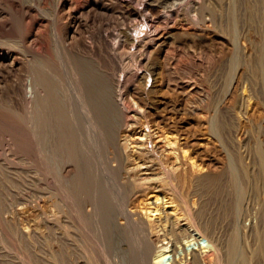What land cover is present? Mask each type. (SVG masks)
Returning <instances> with one entry per match:
<instances>
[{"label":"bare ground","instance_id":"6f19581e","mask_svg":"<svg viewBox=\"0 0 264 264\" xmlns=\"http://www.w3.org/2000/svg\"><path fill=\"white\" fill-rule=\"evenodd\" d=\"M25 1L0 0V167L21 166L9 146L27 138L22 154L46 166L43 203L27 227L22 200V212L7 201L0 214L43 240L41 263L254 261L240 230L225 241L206 202L224 178L237 209L246 183L264 187V0ZM21 119L26 137L14 131Z\"/></svg>","mask_w":264,"mask_h":264},{"label":"rangeland","instance_id":"374dc122","mask_svg":"<svg viewBox=\"0 0 264 264\" xmlns=\"http://www.w3.org/2000/svg\"><path fill=\"white\" fill-rule=\"evenodd\" d=\"M31 1V2H30ZM26 2V4L28 5H30V6H34V8H36L37 6V3L36 2H34V0H26L25 1ZM38 8V7H37ZM48 11V12H47ZM46 12V13H45ZM42 13V12H41ZM43 14H50V11L49 10H46V11H44L43 12ZM20 120V119H19ZM19 120H16L17 121V124H16V126L14 125V131H15V133H16V136H21V134H18L20 131L22 132V134L23 133H25V134H23L25 137L27 136V133H26V129H25V126H24V130H21L22 129V125L24 124V125H26V123L25 122H23V124L21 123L22 122V119H21V121H19ZM24 121V120H23ZM18 127H20L19 128V130H17L18 129ZM15 128H17V129H15ZM16 131H18V133L16 132ZM18 134V135H17ZM22 135V136H23ZM20 138H22V139H19L18 138V141H17V143L16 144H14V145H8L9 147H12V146H14V149H15V147H17V146H20V147H22L21 146V143L22 142H20L21 140H23L24 142L22 143V145H24V144H27V143H25V140H27V138H24V137H20ZM17 139V138H16ZM20 143V144H19ZM264 138H263V141H262V148H263V150H264ZM227 147H228V150L231 152V149H233V147H232V145H230V144H228L227 143ZM8 146H5V147H8ZM27 146V145H26ZM231 146V147H230ZM8 147V148H9ZM20 147H19V149H20ZM25 147V146H24ZM22 147V150H19L18 149V147H17V149H18V151H17V153L18 152H20V151H22V152H20L21 154H16V149H15V155H17V156H14V151H12L11 150V148H9L8 150H11V152H12V156H11V159L14 157V159L13 160H15L16 161V159H17V161L15 162V161H13L14 163H16L17 164V162L19 163V165L21 164V166L19 167V166H17L16 164V167L14 166V164H10V169H11V171H10V169H9V167H6L5 168V166H3L4 168H5V170H4V168L2 169L1 167V169H0V171H2V173H0V184L1 183H3V184H1L2 186H0V189H1V187H2V189L4 188L3 186H5V187H10V185H12L10 188L11 189H7L9 192V195H11L12 193H13V196L15 195H17V197H18V200H19V202L18 201H16L17 199V197H15V198H13V196L10 198H8L7 196H6V194L8 195V193H7V190H6V188H5V191H4V193H5V195H3L4 193H3V190L1 189L0 190V196L1 195H3V196H1V202H0V210L2 209V208H7L9 205H8V202L7 201H11L9 204H10V206H12L13 204H14V202H17V205L19 206H17L16 205V203L14 204V205H16L17 206V208H20L21 206H22V209H21V212H22V210H23V208H25V207H23V205L25 204V205H27V207L28 208H25L24 210H23V212L21 213V215H20V218H21V220H20V218L19 219H17L18 221L20 220L21 222L22 221H25L26 219H28L29 220V222L30 221H32V223H33V220L31 219L32 217H37L38 216V212H40V211H38V206L37 205H39V206H41L40 205V203H43L42 201L39 203L38 202V199H39V195H41L42 193H43V186L41 185L42 183H41V181H42V179H41V176H42V178H43V171L45 170V168H46V166H44V164H43V162H44V160L43 161H40V163L41 164H43V166H41V165H36L35 166V164L33 165L32 164V162L30 161V158H28V157H30V155H28L29 154V152H28V148L27 147ZM230 147V148H229ZM23 148H24V150H23ZM27 148V149H26ZM4 149L5 148H1L0 147V155H3V153H4ZM7 149V148H6ZM5 149V151H7ZM27 150V152H26V150ZM23 151H24V153H27V156H26V154H22L23 153ZM232 154L234 153V154H236L237 152H235V150L233 149V151L231 152ZM5 154V153H4ZM17 157V158H16ZM24 157V158H23ZM26 159H28V161L26 160ZM30 165V164H32V166H30V167H28L29 165L27 164V163ZM31 162V163H30ZM39 163V164H40ZM26 164V165H25ZM13 167H12V166ZM237 165H239V167L241 168V170H242V166L240 165V164H238V162H237ZM24 166H25V168H24ZM38 166H39V168H38ZM18 167V168H17ZM28 167V168H27ZM238 167V168H239ZM9 169V171H8V169ZM16 168L18 169V170H16ZM32 168V169H31ZM43 170H41V169ZM29 169H30V171H29ZM16 170V171H15ZM21 171L22 173H24L25 175H26V173H27V175H30V176H28V178H26L27 177V175L25 176L24 174V176L22 175V173L19 175L18 173H20V172H18V171ZM35 170V171H34ZM8 172V174H7V172ZM28 171H29V174H28ZM31 171H32V173L34 174V176H33V174L31 173ZM6 172V173H5ZM15 172L17 173V174H15ZM35 172V173H34ZM4 173V174H3ZM9 173H13V174H11V176H10V174ZM37 173H40V176L38 177V175L39 174H37ZM32 174V175H31ZM35 174H37V175H35ZM15 175H17V176H15ZM19 175V176H18ZM24 177V178H26V179H24L22 176ZM33 176V177H32ZM12 179H11V178ZM22 177V178H21ZM35 177V178H34ZM1 178H3L2 180H1ZM19 178H21V179H19ZM30 178V179H29ZM37 178V179H36ZM5 179V180H4ZM16 179V180H15ZM17 179H19L20 180V182L17 180ZM226 179L227 178H224V181H223V183H227L228 182V179H227V181H226ZM4 180V181H3ZM25 180V181H24ZM40 180V181H39ZM2 181V182H1ZM7 181V182H6ZM24 181V182H23ZM26 181H28V183H26ZM35 181V182H34ZM36 181L37 182H39V183H41V184H38V183H36ZM262 182H259V180H258V185L259 186H261V184L263 183L264 184V181L263 180H261ZM11 183V182H19V183H12V184H6V183ZM29 182H32V184L31 183H29ZM21 183H22V185H27L26 186V189H25V187H20V185H21ZM34 183H36L37 185L35 186L34 185ZM222 183V184H223ZM225 183V185L223 186L222 184H221V186H220V188H219V186L218 187H216V188H214L212 191H211V193L208 195L209 197H207V201L208 202H206V206H207V204H212L211 206L210 205H208L207 206V211L209 210V209H211V211L209 210L208 211V215H212V216H210L211 217V219L213 220V221H215V223L217 224V223H221V227H222V230H221V233H222V236H225L224 237V239H225V241L227 240L228 242H229V240H231V238H232V236H233V233H234V231L237 229L238 231L240 230V240H242L245 244L247 243L248 244V246L246 245V246H244V248H247V249H249V251L250 252H248V250L246 249V251L248 252V254L249 253H251V254H253L254 255V257H253V255H251L250 254V257L248 256V258L250 259L251 257L252 258H256V259H254V261L252 260V259H250L249 260V263L248 264H264V254H263V252H261L263 249L262 248H264V187L262 188V187H259V188H261L260 190H259V188H258V192L257 191H253V188H251L250 189V187H252L253 185H251V184H245L244 186H245V188L246 189H249V190H247L246 191V196H245V198H244V200H243V202H242V204L240 205H238V209H237V205H236V196L233 194V193H230V191H229V189L227 188V187H229V185H228V183L226 184ZM5 184V185H4ZM16 185V186H18V187H20L21 188V191H19L20 193L22 192V190L25 192V194H26V191L28 190V188L30 189V190H28V194H32L33 196H34V193H35V196H34V198H38L37 200L36 199H34V201H31V198L28 196V194H23L24 192H22L21 194H23V196H27L28 198H30V199H26L25 197H23L20 193H18V191L16 192V190H20V188L18 189H16V186L14 187V185ZM19 184V185H18ZM28 185H29V187H28ZM246 185H247V187H246ZM35 186V187H34ZM227 186V187H226ZM28 187V188H27ZM33 187H34V190L36 189L37 190V188H40L41 190V192L39 191V189L37 190V192H35L34 190H33ZM37 187V188H36ZM226 187V188H225ZM221 188H223V189H221ZM225 188V189H224ZM26 191H25V190ZM217 190V192H216V190ZM228 189V190H227ZM215 190V191H214ZM222 193V195H220L221 193L219 192V191ZM224 190V191H223ZM251 190V191H250ZM13 191V192H12ZM33 191V192H32ZM227 191H229V192H227ZM17 194H16V193ZM30 192V193H29ZM216 192V193H215ZM248 192V193H247ZM254 192V193H253ZM39 193V194H38ZM213 193V194H212ZM215 193V194H214ZM231 195H230V194ZM20 194V195H19ZM30 194V196L32 197V195ZM212 194V195H211ZM234 195V197H233V195ZM219 195V196H218ZM228 195H229V197H228ZM4 196H5V198H4ZM21 196V197H20ZM38 196V197H37ZM213 197V199L211 200V198ZM2 198H4V199H2ZM6 198H8L7 200H6ZM12 198H13V200H12ZM20 198V199H19ZM26 199V201H24L25 199ZM215 198V199H214ZM218 198V199H217ZM11 199V200H10ZM209 199V200H208ZM3 200V201H2ZM6 200V201H5ZM15 200V201H14ZM23 201V203H22V201ZM27 200L29 201V202H32V206H30V204L31 203H29V205L27 204L28 202H27ZM32 200H33V198H32ZM128 200V199H127ZM5 201V202H4ZM40 201V200H39ZM5 204H4V203ZM12 202H13V204H12ZM129 202H131V201H129ZM139 202H143V200L142 201H139ZM139 202H137V203H139ZM4 204V205H1V204ZM21 203L23 204V205H21ZM35 203L37 204V205H35ZM12 204V205H11ZM20 204V205H19ZM8 205V206H7ZM35 205V206H34ZM55 205V204H54ZM53 205V207L55 208L56 206H54ZM9 206V207H10ZM31 208H30V207ZM31 209H34V210H31ZM37 209V210H36ZM26 210H27V212H26ZM31 211V213L30 212H28V211ZM35 211V212H34ZM4 212L2 211V213L0 214V264H26L27 262L28 263H34L35 264V262L38 260L39 261V264L41 263V257H44L45 256V248H46V246L45 247H43L42 245V242L41 241H43V240H41V238L40 239H38L37 241H29V240H26V238H23L22 236H23V233L21 234L20 232H23V230H22V228H21V226L23 225V226H25L26 225V223H27V225L25 226V227H27V226H30L32 223L30 222H28V220L27 221H25V223L23 222V224L22 223H20V221L18 222V223H14L15 221L17 222V220H9V218L7 217H5V216H7L8 214H6V215H4L3 214ZM24 213V214H23ZM32 213H36V214H34L33 216H32ZM211 213V214H210ZM27 214V215H26ZM29 214H31L30 216H28ZM3 217H2V216ZM24 215H26V217L24 216ZM27 216H28V218H27ZM6 219H5V218ZM26 219H25V218ZM215 217V218H214ZM33 218V219H34ZM4 219V220H3ZM9 221H8V220ZM36 219V218H35ZM93 220H89V224H91L90 226L93 228V227H95L96 228V223H94V221H95V219L94 218H92ZM235 220H237L236 222H238V224L235 222ZM12 221V222H11ZM217 221V222H216ZM219 221V222H218ZM3 222H4V227L6 226L7 227V230H4L5 228H3ZM9 222V224H7ZM11 222V223H10ZM14 223V224H13ZM20 223V224H19ZM219 223V224H220ZM233 223H234V225H233ZM236 223V224H235ZM10 224H12V225H10ZM22 224V225H21ZM25 224V225H24ZM95 224V225H94ZM8 225H10L11 227L13 226L14 227V225H15V227H19L20 226V228H13V231H12V233L15 235V236H13L12 234H9V233H11V229H9V226ZM19 225V226H18ZM236 225H238V226H236ZM219 227H220V225H218ZM236 228H235V227ZM25 227H23V228H25ZM91 227H89V229L91 228ZM221 227H220V229H221ZM3 228V229H2ZM91 228V229H92ZM235 228V229H234ZM9 229V230H8ZM16 229H17V231H16ZM19 229V230H18ZM21 229V230H20ZM90 229V231L92 232V230L95 232V230L96 229H92L91 230ZM5 231H8L7 232V234H6V232ZM15 231V232H14ZM19 231V232H18ZM89 231V232H90ZM17 232V233H16ZM90 232V233H91ZM94 232H92V233H94ZM19 233H20V237L18 236L19 235ZM95 234V233H94ZM22 235V236H21ZM13 238H16V239H13ZM18 238V239H17ZM20 238H21V241H19L20 240ZM22 238L23 239H25V241H23L22 242ZM2 240V241H1ZM19 241V242H17V241ZM39 240H41V241H39ZM29 243H28V242ZM41 242V243H37V242ZM242 241H240V243L242 242ZM19 243V247H21L22 248V246L24 247V248H22V250H24V253H25V255L27 256V255H29V253H30V248H31V246H32V244H34L33 246H35V244L37 243V246H35L34 248H33V246H32V249H33V253H34V251H36L35 253H34V255L32 254V252H31V255L30 256H28V257H26L25 258V255H24V257H23V255L22 254H24L23 253V251L20 249V248H18V244L16 245V243ZM25 242H26V244H28L30 247H29V250H28V245L27 246H25ZM34 242V243H33ZM36 242V243H35ZM197 241H194V244H187L186 245V252H188V253H191L193 250H195V248L197 249V247H199V245L196 243ZM228 242H226V243H228ZM262 242H263V244H262ZM13 243H14V246L16 247V249H15V247L13 246ZM22 243V244H21ZM32 243V244H31ZM193 243V242H192ZM198 243H200L201 244V246H203V245H205V244H208V239L207 238H202V239H200V241L198 242ZM242 244V245H245V244ZM259 243H261L262 245H260ZM20 244L22 245V246H20ZM254 244H256V245H254ZM40 245V246H39ZM254 245V246H253ZM259 247H258V246ZM40 248H39V247ZM41 246L43 247V248H41ZM189 246V247H188ZM252 248H251V247ZM256 246H257V248H256ZM262 246V247H261ZM27 249H26V248ZM254 247H255V249H254ZM261 247V248H260ZM54 248H57V247H54ZM253 249V250H251V249ZM258 248L260 249L259 250V252H258ZM42 249H44L43 250V252L41 251ZM193 249V250H192ZM262 249V250H261ZM254 250H257V252H258V254L257 253H255L256 251H254ZM29 251V252H28ZM40 251V252H39ZM252 251V252H251ZM254 251V252H253ZM264 251V250H263ZM26 252H28V253H26ZM38 252H39V254H38ZM261 252V253H260ZM22 253V254H21ZM42 253H44V254H41ZM182 253H184V251L183 250H181V248L179 249V251L177 252V255L175 254H173V253H169V261L170 262H172L175 258H176V256L178 257H180V255L183 257V255L184 254H182ZM255 253V254H254ZM38 255V256H36V255ZM262 254V255H261ZM44 255V256H43ZM261 255V256H260ZM31 256H35L34 258H30V260H29V257H31ZM40 256V257H39ZM191 256V255H190ZM263 256V257H262ZM40 258V259H38V258ZM47 257V256H46ZM45 257V259H42L43 261L45 260V262L47 261V258ZM262 257V258H261ZM28 258V259H27ZM35 258H37V259H35ZM174 258V259H173ZM259 258V259H258ZM26 260V261H23V260ZM34 259L36 260L35 262H34ZM30 262H29V261ZM52 260V261H51ZM42 261V263L41 264H57V262L55 261V260H53V259H51L50 258V260H49V258H48V261L45 263V262H43ZM50 261V262H49ZM24 262H26V263H24ZM54 262H56V263H54ZM27 263V264H28Z\"/></svg>","mask_w":264,"mask_h":264}]
</instances>
